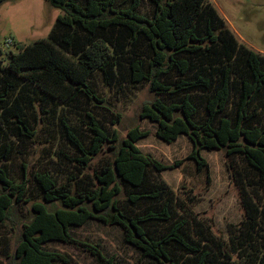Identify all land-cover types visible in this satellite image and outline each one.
I'll return each instance as SVG.
<instances>
[{
    "label": "trees",
    "instance_id": "1",
    "mask_svg": "<svg viewBox=\"0 0 264 264\" xmlns=\"http://www.w3.org/2000/svg\"><path fill=\"white\" fill-rule=\"evenodd\" d=\"M47 1L61 10L48 37L0 60V228L14 206L34 199L28 186L39 199L30 217L10 228L18 225L19 236L12 251L5 243L3 256L11 264L68 263L43 244L76 242L69 227L93 218L117 224L123 240L157 264H264V112L256 103L264 53L235 33L212 0H148L149 15L139 11L141 0ZM95 74L106 84L148 85L154 98L139 117L165 142L186 135L187 156L165 164L141 151L137 143L149 130L137 124L120 139L122 115L95 91ZM44 118L58 132L54 155L65 180L43 168L31 185L25 172L14 181L4 167L18 151L11 137L32 139L33 122ZM105 146L108 155L90 174L87 166ZM202 148L224 152L244 211L227 225L226 239L212 217L192 209L191 188L178 195L159 176L192 159L209 182ZM81 244L99 264H114L96 244Z\"/></svg>",
    "mask_w": 264,
    "mask_h": 264
},
{
    "label": "rangeland",
    "instance_id": "2",
    "mask_svg": "<svg viewBox=\"0 0 264 264\" xmlns=\"http://www.w3.org/2000/svg\"><path fill=\"white\" fill-rule=\"evenodd\" d=\"M219 13L235 33L250 47L264 53V0H212ZM127 0H117L125 4ZM139 11L149 15L151 6L148 0H141ZM61 10L51 5L47 0H2L0 1V60L5 63L10 51H17L20 46L31 43L41 37H48L55 26L56 17ZM13 39V44L5 46L7 38ZM95 91L111 105L112 109L121 113L119 124L115 125L120 139L126 131L135 126L149 130V135L138 141L141 151L152 154L165 164H173L175 160L183 159L191 151L192 143L184 134H179L172 142H165L155 135V124L146 118L139 117L141 106L154 98L146 84L130 85L117 81L106 84L100 74L90 78ZM256 103L264 112V90L257 96ZM32 118V116H31ZM33 122V120H32ZM53 119L44 118L36 126V135L27 141H18L11 137L16 145V153L4 166L7 174L14 181L20 180L22 172L26 174L27 183L39 169L47 168L56 174L59 182L65 180L66 172L62 163L54 155V149L60 145L57 130L53 129ZM19 151H22L19 152ZM209 164V182H206L205 172L196 173L192 159H185L180 165L167 168L159 176L169 184L178 195L192 189L197 199L192 209L201 215L212 217L214 228L225 239L228 236L227 225L236 224L244 216L239 202V193L225 165V155L220 149L200 150ZM108 155L106 146L103 151L92 158L86 171L93 174L98 169L102 159ZM3 184L0 182V189ZM27 196L32 201L16 205L12 208L10 219L0 228V264H11L3 254L5 243L8 250H13L18 239L20 227L10 228L15 222L25 221L30 217V203L37 201L38 195L28 186ZM16 225V224H15ZM69 233L76 242L49 240L44 248L62 253L68 263L56 264H99L81 242L96 244L106 257H113L114 264H157L149 257H142L139 250L123 240V230L117 224H105L90 218L82 225L70 226ZM4 235L10 236V242L3 240ZM7 238V237H6ZM9 241V240H8Z\"/></svg>",
    "mask_w": 264,
    "mask_h": 264
},
{
    "label": "built area",
    "instance_id": "3",
    "mask_svg": "<svg viewBox=\"0 0 264 264\" xmlns=\"http://www.w3.org/2000/svg\"><path fill=\"white\" fill-rule=\"evenodd\" d=\"M5 46H10L13 44V39L10 37V38H7L4 42Z\"/></svg>",
    "mask_w": 264,
    "mask_h": 264
}]
</instances>
